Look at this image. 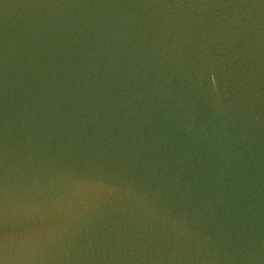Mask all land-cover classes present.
Here are the masks:
<instances>
[{
	"label": "water",
	"instance_id": "water-1",
	"mask_svg": "<svg viewBox=\"0 0 264 264\" xmlns=\"http://www.w3.org/2000/svg\"><path fill=\"white\" fill-rule=\"evenodd\" d=\"M0 264H264V0H0Z\"/></svg>",
	"mask_w": 264,
	"mask_h": 264
}]
</instances>
